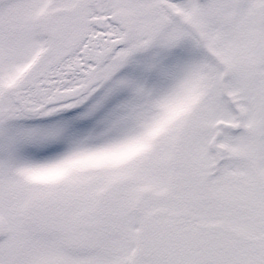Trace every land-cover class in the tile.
Listing matches in <instances>:
<instances>
[{"label": "snow or ice", "instance_id": "obj_1", "mask_svg": "<svg viewBox=\"0 0 264 264\" xmlns=\"http://www.w3.org/2000/svg\"><path fill=\"white\" fill-rule=\"evenodd\" d=\"M0 264H264V0H0Z\"/></svg>", "mask_w": 264, "mask_h": 264}, {"label": "rangeland", "instance_id": "obj_2", "mask_svg": "<svg viewBox=\"0 0 264 264\" xmlns=\"http://www.w3.org/2000/svg\"><path fill=\"white\" fill-rule=\"evenodd\" d=\"M131 76L133 78H139L140 77V73L134 68ZM114 102H115V100L110 101L109 104L106 105L105 110L107 109V107H110L111 104L114 103ZM102 114H103V112L98 113L96 116H94V117H92V118H90L89 120H86V121H76L75 123H76V126H77V130L80 131V132L87 131L92 126L94 121L96 119H98Z\"/></svg>", "mask_w": 264, "mask_h": 264}, {"label": "flooded vegetation", "instance_id": "obj_3", "mask_svg": "<svg viewBox=\"0 0 264 264\" xmlns=\"http://www.w3.org/2000/svg\"><path fill=\"white\" fill-rule=\"evenodd\" d=\"M134 66H129V67H126L125 69L122 70V75H129L131 76L132 75V72H133V68ZM123 94H121L122 96Z\"/></svg>", "mask_w": 264, "mask_h": 264}]
</instances>
